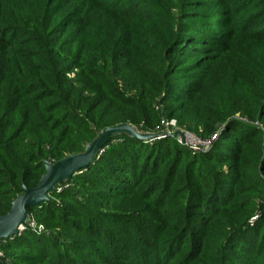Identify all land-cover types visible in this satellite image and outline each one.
Returning <instances> with one entry per match:
<instances>
[{
	"label": "trees",
	"instance_id": "obj_1",
	"mask_svg": "<svg viewBox=\"0 0 264 264\" xmlns=\"http://www.w3.org/2000/svg\"><path fill=\"white\" fill-rule=\"evenodd\" d=\"M182 1L189 2L186 13L191 15L196 10L213 13L224 8L228 16L213 23L220 25L211 29L214 35L220 28L234 30L237 12L246 10L251 24H257L264 15V0ZM154 5L151 0H0V217L22 194L23 186L28 189L37 186L44 174V162L54 164L78 154L84 144L90 143L94 136L90 127L101 130L109 124L137 122L148 130L156 129L159 123L156 118L150 120V116L145 115H138L136 120L110 118L118 122L108 123L107 109L118 99L108 80L102 74H93L87 67L92 55L114 59L113 41H124L125 48L127 43L136 44L138 37L144 34L147 53L164 65L160 73L149 74L147 78L159 88L162 103L173 105L182 99L175 86L176 79L188 81L198 72L202 60L223 53L222 46H215L205 38L206 30H192L183 20L161 26L160 31L148 32L143 24L146 17L143 12ZM96 11L110 15V21L96 22ZM256 37L264 43V33ZM64 56L71 57V69L81 72L109 98L88 99L85 105H80L75 102L74 94H64L65 83L56 79ZM126 102L119 99L118 103L125 106ZM247 105L249 108L242 112L244 120L223 121L224 130L219 136L222 143L213 142L209 154L198 155L201 159L209 163L226 162L227 153H244L264 162V127L250 125L264 122V85L251 86ZM79 113L87 115V120L82 121L89 127L86 131L77 123L81 121ZM237 123L245 124L246 128L239 132ZM228 137L233 139L232 144L224 142ZM179 145L171 148L165 141L164 150L160 152L154 145L147 147L138 145L136 140L121 139L110 149L112 155L105 152L100 160L74 174L66 188L63 183L56 184L46 201L27 208L28 216L42 223L52 222L66 230H83L91 239L69 241L60 251L61 258L66 259L56 264H86L81 253L91 257L93 264H190L205 254L212 243L216 244V239L220 248L213 258L215 264H264V230L258 238L257 231H249L245 221L230 224L225 236L221 232L224 231L220 226L224 209L233 207L238 182L229 177L217 182L211 174L207 186L206 176L202 177L200 172L203 164L190 158L192 153L184 147L180 149ZM172 151H175V159L167 164L166 153ZM182 160H186L184 166H181ZM96 171L99 174H95ZM104 171L109 173L106 183ZM97 187L101 189L94 195L96 200H110L144 190V202L149 206L146 221L150 225L145 244L137 247L120 244L112 249L110 244L115 240L111 229L98 227V222L107 225L109 220L101 211L88 212V201L86 205V200L84 204L78 201L84 198L80 190L90 194ZM59 188L61 191H57ZM185 192V203L175 202L176 196ZM256 196L264 213V193ZM56 200L67 201L70 212L77 215L69 220L63 215L67 210L64 208L58 215ZM91 205H95L94 202ZM150 210L156 218L149 214ZM82 217L86 219L85 224ZM42 235L29 229L16 232L1 240L0 250L5 254L25 251L15 256L18 264L56 261L52 245H42ZM36 240L41 241L40 244H36ZM71 255L77 259H69ZM0 264L4 261L0 260Z\"/></svg>",
	"mask_w": 264,
	"mask_h": 264
},
{
	"label": "rangeland",
	"instance_id": "obj_2",
	"mask_svg": "<svg viewBox=\"0 0 264 264\" xmlns=\"http://www.w3.org/2000/svg\"><path fill=\"white\" fill-rule=\"evenodd\" d=\"M151 1L155 5L150 9L145 8L143 12L146 14L145 19L143 18V24H145L148 32L160 31L161 26L167 27L168 24L171 25L176 21L183 20L186 27L192 30H206L207 34L205 38L210 39L215 46H222L224 51L214 57L202 60L203 62L198 72L189 78L188 81L176 79V85H174L178 86L182 99L175 101L173 105H164L162 103L159 96V88L147 78L149 74L156 75L160 73L164 65L163 62L159 64V62L151 59L147 53V41L144 34L138 37L136 44L127 43L125 48L124 41L116 43L113 41L111 48H114L116 52L114 59L104 58L103 55L98 57L92 55L87 60V67L93 74H102L108 80L118 99L107 109L109 113L108 123L118 122L112 120H117L119 117H131L136 120L138 115L150 116V120H153L154 117L159 122L155 130H148L137 122L109 124L107 128L117 125H127L131 132L128 133L121 130L113 134V137L109 138L104 148L97 152L92 163L95 160H100L105 152L109 151L108 156L112 155L110 149L117 146L121 139L131 142L132 140H136L138 145H146L147 147L154 145L155 150L161 152L164 150L162 144L165 141L169 142L171 148L179 145L178 133L181 130L196 133L203 139L213 137L211 145L208 148L197 154H190V158L198 159L199 163L203 164L200 167V172L202 177L206 176L205 184L207 186L210 184L208 175L211 174L215 175L217 182L223 180L224 177L233 178L238 182V187L235 189L236 192L232 201L233 207L224 209L220 222L221 230L224 231L221 232L225 236V229L230 224L234 226L246 221V224L250 227L249 231H257L258 238H260L264 230V228L260 227L261 225L264 227V213H261L260 199L256 195L264 193V162L260 163L253 155L244 153L242 155L227 153L229 155L227 157L228 161L210 163L201 159L198 155L209 154L213 142L219 141L222 143V140H219V136L224 130L225 124L223 121L226 119L227 122L244 120L242 112L249 108L247 102L251 86L264 85V43H261L256 37V34L264 33V15L257 23L259 25H257L251 24V18H249L246 10L237 12L234 19V30L225 31V29L222 30L220 28L217 34L214 35V31L211 29L217 28L220 25L215 26L213 23H219L221 19L228 16L224 8L216 9L213 13L211 10L202 11L201 13H198L196 10L191 15L186 13L189 6L188 1ZM96 17L98 19L96 22L102 23L110 21L109 17L111 16H106L104 13L96 11ZM227 33H229L228 36L225 35ZM70 61L71 57H63L60 62L62 68L58 69L60 73H57L56 78L65 83V87H63L64 94H74L75 102L80 105H85L88 99L94 100L107 97L104 91L94 85L90 79L86 78L81 72L71 69L69 67ZM187 72L188 70L185 71V73ZM119 99L127 100V105H120L118 103ZM150 110L152 111L148 113ZM79 114L81 115V121L77 123L82 124V131H86L89 127L82 121L84 119L87 120V115L84 113ZM170 120L175 121L176 124V128L173 130L167 124ZM250 125L253 127L261 126L263 128L264 122L259 124L255 122ZM244 128H246L245 124H236V130L239 132ZM104 129L96 130L90 127V130L94 131L92 141L96 140L103 133ZM224 142L232 144L234 141L231 137H228ZM90 143L84 144L78 154L83 153L86 146ZM181 147L179 145L180 149ZM166 157L168 158L167 164L172 163L175 159V151H172L171 154L166 153ZM185 161H181V166L185 165ZM105 172L107 171L103 172L106 174V177H104L106 183L109 182V179H107L109 173ZM95 174L99 173L96 171ZM97 189L99 192L101 188L97 187L90 194L86 190H80L84 198H80L78 201L84 204V200H86L85 205L88 202L90 203L89 207L87 206L86 208L88 212L101 211L106 220H109L107 225H101L103 221L98 222V227L104 230L107 228L111 229L110 232L115 240L110 244L112 249L117 248L120 244L131 247L145 244L149 238L150 225L146 221V213L149 210V206L147 202H144V190L138 189L131 195L117 196L110 200L104 198L96 200L94 195ZM186 192L183 195H177L175 202L184 204ZM92 202L95 205H91ZM55 205L56 209H58V215L62 214V208L67 209L63 215L69 220H72L75 214L77 215V213L70 212V204L65 200H56ZM149 214L153 218H156L153 210H150ZM97 215L99 217L102 216L101 214ZM78 217L81 218L80 216ZM33 219L35 223L43 228V232L41 233L44 238L42 245H46L47 243L48 245H52V254H56L57 257L56 261H48L46 264H56L58 261L66 259L61 258L60 251H63L64 245L69 244V241L72 242L74 239L78 241L91 240L83 230L75 228L66 230L58 228L52 222L44 221L42 223L40 219ZM85 223L86 219H83V224ZM257 223L258 225L254 227V224ZM216 240V244L212 243L205 254L200 255L199 259H195L190 264H215L213 258H215V255H218L220 248L218 239ZM138 241L140 242L137 243ZM40 242L39 240L35 241L36 244H40ZM23 252L25 251L20 250L5 254L2 251L0 260H3L4 264H18L15 256H19ZM81 254L83 255L82 258L87 260L86 264H93L91 257H87L86 253ZM73 256L71 255L68 258L76 260L77 257Z\"/></svg>",
	"mask_w": 264,
	"mask_h": 264
},
{
	"label": "water",
	"instance_id": "obj_3",
	"mask_svg": "<svg viewBox=\"0 0 264 264\" xmlns=\"http://www.w3.org/2000/svg\"><path fill=\"white\" fill-rule=\"evenodd\" d=\"M121 130L131 132L127 125L105 128L96 140L86 146L83 153L65 157L54 164L44 162V174L40 177L37 186L30 189L23 186L22 194L14 199L9 211L0 217V240L13 236L19 227L26 223L27 208L40 205L47 200V194L56 184L71 180L74 174L90 166L97 152L104 148L109 138Z\"/></svg>",
	"mask_w": 264,
	"mask_h": 264
},
{
	"label": "built area",
	"instance_id": "obj_4",
	"mask_svg": "<svg viewBox=\"0 0 264 264\" xmlns=\"http://www.w3.org/2000/svg\"><path fill=\"white\" fill-rule=\"evenodd\" d=\"M167 124L170 126V129L173 130L176 128L175 121L170 120L167 122ZM213 140V137L203 139L202 137L198 136L197 134L187 131V130H181L178 133V142L179 144L190 151L192 154H196L199 152H202L206 148H208L211 145V142ZM264 179V176H263ZM63 187H67V182H63ZM57 191H61V188L57 189ZM26 229H29L37 234H41L43 232L42 226L35 223L33 217H28L26 220V223L23 226L19 227V230L17 233H20ZM1 240H0V248H1ZM2 256V251L0 250V257Z\"/></svg>",
	"mask_w": 264,
	"mask_h": 264
}]
</instances>
